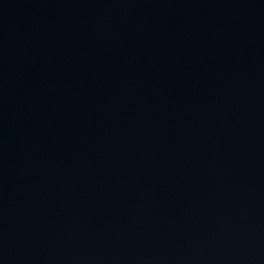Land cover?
Masks as SVG:
<instances>
[{
  "label": "water",
  "instance_id": "water-1",
  "mask_svg": "<svg viewBox=\"0 0 264 264\" xmlns=\"http://www.w3.org/2000/svg\"><path fill=\"white\" fill-rule=\"evenodd\" d=\"M0 264H264V0H0Z\"/></svg>",
  "mask_w": 264,
  "mask_h": 264
}]
</instances>
